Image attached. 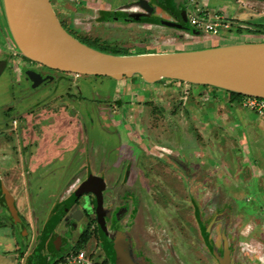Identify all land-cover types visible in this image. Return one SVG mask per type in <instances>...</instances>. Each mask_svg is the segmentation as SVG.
Segmentation results:
<instances>
[{
  "label": "rangeland",
  "instance_id": "rangeland-1",
  "mask_svg": "<svg viewBox=\"0 0 264 264\" xmlns=\"http://www.w3.org/2000/svg\"><path fill=\"white\" fill-rule=\"evenodd\" d=\"M59 1L55 4L66 18L68 15L62 12ZM150 1L156 6L157 14L170 17L160 0ZM191 1L203 5L209 17L223 14L230 27H222L219 34L204 30L194 34L165 25L129 24L111 28L100 25L91 27L90 32L111 47L136 53L264 40L263 34L244 29L247 21H264V0ZM68 29L72 30L69 26ZM20 55L18 47L13 48L9 68L15 61L21 65ZM17 67H13V72L7 69L0 78V176L15 196L26 222L20 224L14 220L0 201V237H3L0 264H26L48 211L55 201L74 189V179L87 172L83 166L88 165L89 170L90 164L92 173L113 174L95 165L104 159V153L105 158L115 155L116 149L125 145L131 135L144 137L146 151L164 153L166 160L165 155L168 151L172 154L171 150L191 159L189 163L186 159L173 158L176 169L169 166L172 162H165L141 168L138 173L144 184L141 189L145 202L140 199L145 203L141 205L142 213L139 209L131 226L125 222L119 225L128 227L135 236L134 259L139 264H219L211 252L213 245L221 248L218 228L210 234L209 243L202 235L217 203L221 210L230 207L234 211L237 231L232 234L235 241L232 264H264L261 259L264 256L263 117L231 100L227 90L215 86L170 78L149 83L139 75L118 80L84 74L74 80L70 74L61 73L56 74L55 80L34 88L20 76ZM117 96H124L123 104L114 103ZM73 119H79L82 131H74L72 140L67 131L79 129L73 125ZM107 119H116V128L100 130L104 124L108 125ZM120 119L129 121L128 126ZM153 160L148 155L142 156L145 164H154ZM202 198L209 200L206 210L202 208ZM152 213L155 215L151 227L160 228L159 240L164 251L144 238L152 230V219H147ZM21 229L25 238L20 239L24 243L18 239ZM13 242L16 248L6 250L7 244L14 246ZM70 245L73 240L68 246L63 245L59 255ZM93 247L89 240L80 244L95 259L98 255L93 253Z\"/></svg>",
  "mask_w": 264,
  "mask_h": 264
},
{
  "label": "flooded vegetation",
  "instance_id": "flooded-vegetation-1",
  "mask_svg": "<svg viewBox=\"0 0 264 264\" xmlns=\"http://www.w3.org/2000/svg\"><path fill=\"white\" fill-rule=\"evenodd\" d=\"M50 1L62 25L73 36H75L76 38H78L79 40L90 46H93L94 44L93 47L99 46L108 49H117L119 51H126L127 54L136 53V51L111 47L110 45L106 44L105 41L98 39V37L96 36L93 37L90 32L91 27L98 28V26L100 25L110 28L119 27V26L125 27L128 26L129 24H140L143 26H150V27L153 25L155 26L165 25L167 26V28L170 27L174 29H179L187 33H192V30L188 29L189 26L193 27L194 29H197L190 23L191 0H185L182 5L181 4L179 5L182 6L181 15L176 14L171 8H169V6L166 5L165 0H160L163 6L166 8V11L170 14V17L168 19L157 14L156 6L150 0H146L148 2V4H146V7H144L142 0H60L62 4L59 3V5H61V8L63 10L62 12L68 15L66 18L62 17L57 6L58 4H55L56 3L55 1L57 0H50ZM64 1H66V3H63ZM148 7H150V9H148ZM183 10H186V14H187L186 18L183 16ZM6 19L7 18H6L3 2H0V61L4 60L6 62L2 72L0 73V78L7 69L13 72L15 66L17 65H18L17 70H20L19 72L20 76L22 78H25V80H27L28 82H30L32 87L34 82L27 73L28 69H33L40 72L44 78L48 76L53 77L43 80V82H41L39 86H41L47 81L55 80L56 74L58 75L61 73L70 74L74 80L79 78L81 75H84L80 73L76 75L73 72H63L58 69L50 68L46 65H43L39 62L27 58L23 54L19 56V60H18L19 61L18 63H20L21 65L17 64V62L15 61L14 65L9 68L8 65H9V60L12 57V50L17 46L11 34ZM178 23H182L184 27L177 26ZM68 26L72 30H69ZM80 37H82L86 41ZM13 52L17 53V51L15 50ZM117 97H115L114 103L117 104L122 102L123 104L124 100L122 97L124 96L122 97L119 96L118 98ZM107 105H109V102H107ZM107 120H109L108 122H106L108 125L104 124L103 128H99L100 130H103L105 128H109V129L116 128V124H115V122L117 121L116 119H107ZM120 121L122 123H125L124 125L126 126H128L129 124L128 123L129 121H127L126 119H120ZM72 123L74 126H79V129H77V127H74L76 129H74L73 131L71 130L67 131L68 134H71L70 136H72L71 139L73 140V136L75 137V135H73L74 131H76V133H79V130L82 131V129L79 119H73ZM131 123L132 122H130V124ZM143 138L144 137H140V136L137 137L131 135L129 141L125 145H122L121 147L116 149L117 153L115 155H109V157L105 158V153H104V159H100L95 166L96 168H100L105 171L114 172L113 174L109 173V176L105 174H101L100 172L92 173V171H90L91 169H93L91 168L92 166L89 164V170H88L87 168L88 165H84L83 168H85L87 172H85L83 176L81 177L77 176V178L74 179L75 180L74 189L70 191L68 195L61 198L59 201L57 200L58 202L55 201L54 204L56 202L57 203L55 205L53 204L52 208L47 213V220L53 217L54 215H57L59 210L62 209V207L64 206V201L69 197H72L73 191L79 186V184L83 180L87 179L90 174L97 175L102 177L106 183V186L103 189L102 205L104 208L105 226L107 228V231L102 228L103 225H101L102 223H100L99 221L98 212H97L96 194H94L93 192L85 193L81 197L74 199V202H72V204L70 203L71 205L67 203L65 204V206L68 208H66L65 213L60 217L58 223L55 224V226L50 230L49 233L45 235V228H43V230L39 233L35 246L32 251H35L39 246H40V250L36 253L35 257H32L29 264L35 262H37L36 264H38V262L42 264H46L48 262H50V264H56L62 258L64 253L67 251L66 250L65 252H62L59 255L63 245L67 244L68 246L69 243H72L73 240V245H70L71 247L69 246L68 248L70 249L78 242L79 238L81 236H84L85 234L89 235L88 240L93 243L94 245L93 253L95 254V256L98 255V258L96 259L99 261L107 260L106 263L109 264L115 263L113 262L112 254L107 251V248L112 249L115 259L116 252L114 250V245L119 235L122 236L124 242L126 243L127 247L130 249L131 254L134 258L135 236L129 233L128 227H125L126 229H124L121 228L119 224L120 222H125L126 225L131 226V224H133L134 220L137 217V213L139 212V209L141 210L142 213L141 205L144 206L145 198L143 196L144 193L142 192L141 189V188L144 189V184L139 179V174H138L139 171L141 170V168L144 169V167L149 168L150 166L152 167L160 166V164L162 165L165 162H172V164L168 163L169 166L176 169L175 167L177 163L175 164L173 163L174 161L173 158H178L179 160L186 159L189 163H191V159H189L187 155L181 156L180 154L178 155L173 153L172 150L170 151L172 154H169L168 151L165 155L168 160H166V158L162 156V154L164 153L160 154L158 153L157 150L156 151L153 150L152 152L149 153V151H146L147 147L143 143L144 142L142 140ZM52 153H54V150ZM143 155L150 156L151 158L154 159L153 161H155V163L154 164H149V162H147V164L143 163L142 161ZM111 159L112 161H110ZM180 165L182 166L183 164L181 163ZM1 180L3 183V179ZM138 183L140 184V187ZM205 195H209L208 191H206ZM141 198L144 199L143 200L144 202L140 200ZM209 199H210V195H209ZM208 201L209 200L206 201L203 200L204 204L202 203V205H204V207L202 208L204 210H206V208L208 207L206 205ZM256 207L259 208V205L257 204ZM214 210H212L213 218L207 224L208 227H206L207 234L202 233V235L204 239L206 238L205 235L206 236L208 235L207 239L205 240H207V242L209 243L210 242L209 236L213 232V230L216 229L217 227L220 233V238L222 237L221 248L218 249V246L213 245L211 246V252H213L212 254L214 255V257H216V259L220 264L218 256L215 254L218 253L219 256H223L224 254L223 235H225L229 243V249L231 252V264H232L234 260L233 253L235 255V249H234L235 241L233 239L232 234L235 231H237V229H235V224L233 222L235 217L232 216V212L234 211H230L231 210L230 207L227 208V211L221 210L220 207L218 206V203L216 205V208H214ZM197 212L200 215L199 209ZM153 215L155 214L152 213L148 215L147 218V219H152L150 223V227L151 225L152 226L154 225L153 222L154 218L152 217ZM201 216L202 215H200L199 218ZM20 217L23 223L26 222L25 221L26 219H24L22 215H20ZM47 220L45 219L44 222L46 223ZM200 221L202 222V218H200ZM250 227L255 229V227L252 226ZM101 229L104 232L105 235L104 238L101 237V233H100ZM158 230H160L159 227L153 228L148 234V238L145 235L144 238L146 242L153 243L154 245L156 244V246L161 250L162 248L159 240L160 232ZM19 236L20 237L18 239L25 238L23 237L22 233H19ZM139 236L141 238V234H139ZM229 237L232 238V242L230 241ZM65 239L66 241H64ZM63 241L65 243H63ZM20 242L24 243V239L23 240L20 239ZM255 243L257 244V242ZM261 247L262 246H259V248ZM162 250L164 251V249ZM53 252L56 253L55 256H53ZM261 259H264V256H262Z\"/></svg>",
  "mask_w": 264,
  "mask_h": 264
},
{
  "label": "water",
  "instance_id": "water-1",
  "mask_svg": "<svg viewBox=\"0 0 264 264\" xmlns=\"http://www.w3.org/2000/svg\"><path fill=\"white\" fill-rule=\"evenodd\" d=\"M184 1L175 0L178 6ZM142 3L144 7L148 4L146 0H142ZM3 6L11 34L20 52L50 68L63 72L109 76L118 80L139 75L149 83L170 78L264 97V40L194 50L114 54L90 46L68 32L50 0H3ZM183 16L186 18V10H183ZM177 26L184 27L182 23ZM192 33L201 34L199 29L192 30ZM5 63L4 60L0 61V73ZM27 73L34 82L33 87H38L47 78H53H44L33 69H28ZM105 186L102 177L90 174L73 191L72 198L77 199L90 192L96 194L99 221L107 231L102 205ZM1 192L4 206L12 218L22 224L15 197L4 183L1 185ZM20 233H23L22 229ZM223 240V256L218 253L215 255L220 264H231V252L225 235ZM114 250V264H139L120 235L115 241ZM33 255L32 251L26 264H29Z\"/></svg>",
  "mask_w": 264,
  "mask_h": 264
},
{
  "label": "built area",
  "instance_id": "built-area-1",
  "mask_svg": "<svg viewBox=\"0 0 264 264\" xmlns=\"http://www.w3.org/2000/svg\"><path fill=\"white\" fill-rule=\"evenodd\" d=\"M190 23L199 30L209 31L219 34L222 27H230L229 21L223 14L216 13L209 17L208 11L203 5L192 3L190 10ZM78 75V73H74ZM237 103L243 107L256 112L260 117H264V97L244 95ZM103 261L94 259L92 253L89 255L83 248L72 247L68 249L56 264H103ZM109 264V263H105Z\"/></svg>",
  "mask_w": 264,
  "mask_h": 264
},
{
  "label": "trees",
  "instance_id": "trees-1",
  "mask_svg": "<svg viewBox=\"0 0 264 264\" xmlns=\"http://www.w3.org/2000/svg\"><path fill=\"white\" fill-rule=\"evenodd\" d=\"M165 3L176 14L181 15L182 6H178L176 4L175 0H165ZM239 26H240V24H239ZM245 26L246 27L244 29L247 30V32L249 31L250 33L253 32L255 34H263L264 35V21H262V22L261 21L259 22V21H256V20L255 21H247L245 23ZM188 29L189 30H194V28L190 27V26L188 27ZM95 47L100 49V50H103V51H106V52H110V53H114V54H127V53L119 51L117 49H108V48L99 47V46H95ZM227 92L230 94V99L233 100V101H236V102L240 101V99L245 95V94H240V93H237V92H234V91H229V90H227ZM1 183H2V180L0 178V200L3 201V194L1 192V185H2ZM72 202H74V199L72 197H69L68 199H66L64 201V206L62 207V209L59 210L58 214L54 215L53 217H51L50 219L47 220V222L45 223V227H44L45 228V235L50 232V230L55 226V224L58 223L60 217L65 213L66 208H68V207L65 206V204L66 203L67 204H70V203L72 204ZM100 233L102 235V238H104L105 235H104V232L102 231V229H101ZM205 234H207L206 231H205ZM207 236L205 235L206 239H207ZM88 239H89V235L88 234H85L84 236H81L79 238L78 242L73 247L80 248V244L82 245L83 243L88 242ZM23 250H24V248H23ZM39 250H40V246L37 247V249L35 251H33L34 252V255H33L34 257H35L36 253ZM107 251L112 254L113 262H115L112 249H108L107 248ZM106 262H107V260H104L102 263L105 264Z\"/></svg>",
  "mask_w": 264,
  "mask_h": 264
},
{
  "label": "crops",
  "instance_id": "crops-1",
  "mask_svg": "<svg viewBox=\"0 0 264 264\" xmlns=\"http://www.w3.org/2000/svg\"><path fill=\"white\" fill-rule=\"evenodd\" d=\"M222 11V10H221ZM264 118V117H263ZM57 146H59V145H57ZM55 147V146H54ZM256 160V159H255ZM264 160V159H263ZM256 163V162H255ZM0 178H1V176H0ZM1 238V240H3V237H0ZM7 244V243H6ZM12 245H14V246H11L10 244H7V249L6 250H11L10 248H16V244H15V242H13V244ZM9 248V249H8ZM5 250V251H6ZM16 262V259L14 260V263Z\"/></svg>",
  "mask_w": 264,
  "mask_h": 264
}]
</instances>
